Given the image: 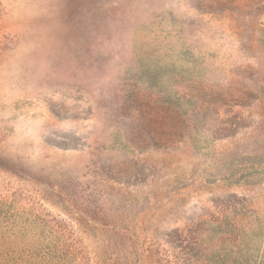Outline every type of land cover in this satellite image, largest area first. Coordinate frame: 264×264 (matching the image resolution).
I'll return each instance as SVG.
<instances>
[{"label": "rangeland", "instance_id": "obj_1", "mask_svg": "<svg viewBox=\"0 0 264 264\" xmlns=\"http://www.w3.org/2000/svg\"><path fill=\"white\" fill-rule=\"evenodd\" d=\"M0 264H264V0H0Z\"/></svg>", "mask_w": 264, "mask_h": 264}]
</instances>
